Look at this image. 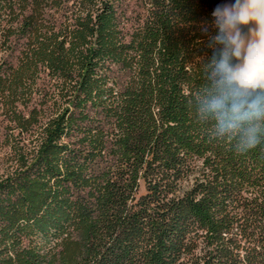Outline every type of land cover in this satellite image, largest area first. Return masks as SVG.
<instances>
[{"label": "trees", "instance_id": "trees-1", "mask_svg": "<svg viewBox=\"0 0 264 264\" xmlns=\"http://www.w3.org/2000/svg\"><path fill=\"white\" fill-rule=\"evenodd\" d=\"M99 1L62 35L35 1L26 50L0 77L22 134L37 124L18 104L40 66L64 79L66 102L0 177V264H264V145L234 153L188 103L209 55L201 29L222 0H142L129 43ZM2 32L0 48L14 34ZM104 60L121 66L122 87Z\"/></svg>", "mask_w": 264, "mask_h": 264}, {"label": "clouds", "instance_id": "clouds-1", "mask_svg": "<svg viewBox=\"0 0 264 264\" xmlns=\"http://www.w3.org/2000/svg\"><path fill=\"white\" fill-rule=\"evenodd\" d=\"M209 51L188 99L215 142L243 155L264 145V0H222L201 29Z\"/></svg>", "mask_w": 264, "mask_h": 264}, {"label": "rangeland", "instance_id": "rangeland-1", "mask_svg": "<svg viewBox=\"0 0 264 264\" xmlns=\"http://www.w3.org/2000/svg\"><path fill=\"white\" fill-rule=\"evenodd\" d=\"M35 1H39L43 7L45 25L53 27L59 35L77 29L78 25L88 21L101 6L99 0H1L0 47L3 42V29L7 31L12 27L14 34L8 43H3L0 48V77L6 75L9 66H18L21 54L26 50L28 36L24 34L23 28L25 18L31 13ZM110 1L119 38L129 43L143 26L146 12L142 0ZM101 65L118 77L119 87L125 84V76L118 72V67L121 66L109 60L102 61ZM63 84L64 79L61 76L52 75L45 66H40L33 87L22 91L18 111L25 117L34 115L37 120V124L28 134L20 133L0 106V177L10 175L16 170L12 160L14 149L26 147L32 150L38 146L41 130L58 108L66 104L58 95Z\"/></svg>", "mask_w": 264, "mask_h": 264}]
</instances>
